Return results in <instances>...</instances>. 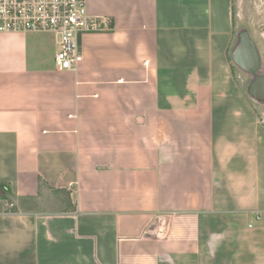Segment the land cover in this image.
I'll list each match as a JSON object with an SVG mask.
<instances>
[{
  "label": "crops",
  "instance_id": "crops-1",
  "mask_svg": "<svg viewBox=\"0 0 264 264\" xmlns=\"http://www.w3.org/2000/svg\"><path fill=\"white\" fill-rule=\"evenodd\" d=\"M234 2L88 0L110 28L78 34L77 72L55 35L0 33V264H264Z\"/></svg>",
  "mask_w": 264,
  "mask_h": 264
},
{
  "label": "built area",
  "instance_id": "built-area-1",
  "mask_svg": "<svg viewBox=\"0 0 264 264\" xmlns=\"http://www.w3.org/2000/svg\"><path fill=\"white\" fill-rule=\"evenodd\" d=\"M109 28L108 21L90 15L88 0H0V33H42L58 38V71L77 72L82 64L77 44L80 32Z\"/></svg>",
  "mask_w": 264,
  "mask_h": 264
},
{
  "label": "water",
  "instance_id": "water-1",
  "mask_svg": "<svg viewBox=\"0 0 264 264\" xmlns=\"http://www.w3.org/2000/svg\"><path fill=\"white\" fill-rule=\"evenodd\" d=\"M243 5L245 4L240 2V16H242ZM246 7L249 21L252 17V6L247 2ZM235 36L236 41L229 54L230 60L233 66L248 80L245 89L248 99L255 106L264 110V51L246 27L240 28Z\"/></svg>",
  "mask_w": 264,
  "mask_h": 264
},
{
  "label": "rangeland",
  "instance_id": "rangeland-1",
  "mask_svg": "<svg viewBox=\"0 0 264 264\" xmlns=\"http://www.w3.org/2000/svg\"><path fill=\"white\" fill-rule=\"evenodd\" d=\"M240 2L245 4L243 5V9L241 11L242 16H240V10H239ZM247 2H249V4L252 6V17H251V20L249 21L247 19V14H246L247 12L246 3ZM234 3H235V16H236L235 17L236 32L240 28L246 27V29L251 32L253 39L257 42V44L261 46V48L264 51V0H235ZM236 32L234 31V33ZM38 35L49 36L48 34H42V33H39ZM235 38L236 36L234 34L232 46L234 45L236 41ZM230 63L233 68V73H234L237 85H240L243 90L246 89L247 82H248L247 78L233 66L231 60H230ZM253 108H255L254 111L259 115V117L262 120H264V110L260 109L258 106H255Z\"/></svg>",
  "mask_w": 264,
  "mask_h": 264
},
{
  "label": "trees",
  "instance_id": "trees-1",
  "mask_svg": "<svg viewBox=\"0 0 264 264\" xmlns=\"http://www.w3.org/2000/svg\"><path fill=\"white\" fill-rule=\"evenodd\" d=\"M11 191H10V186L8 184L5 183H1L0 184V200H8L9 203L13 204V202L11 201ZM22 208H24L22 206ZM20 209L16 208L15 206L8 208L7 212L8 213H16L18 212Z\"/></svg>",
  "mask_w": 264,
  "mask_h": 264
}]
</instances>
